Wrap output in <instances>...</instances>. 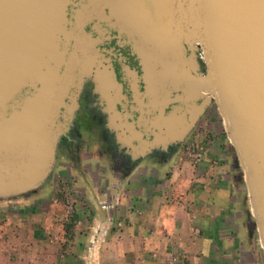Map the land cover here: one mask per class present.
Returning a JSON list of instances; mask_svg holds the SVG:
<instances>
[{
	"label": "water",
	"instance_id": "water-1",
	"mask_svg": "<svg viewBox=\"0 0 264 264\" xmlns=\"http://www.w3.org/2000/svg\"><path fill=\"white\" fill-rule=\"evenodd\" d=\"M121 4L139 19L138 31L133 21L122 30L143 69L138 121L94 36L100 22L121 30L111 24ZM107 6L116 15L100 21ZM188 49L204 53L206 74L187 60ZM88 81L101 96L107 127L137 157L178 138L172 122L180 117L165 113L171 103L211 94L184 130L217 106L264 250V0H0V200L29 196L50 178ZM193 88L197 97L188 101ZM137 145L145 146L140 155Z\"/></svg>",
	"mask_w": 264,
	"mask_h": 264
},
{
	"label": "crops",
	"instance_id": "crops-1",
	"mask_svg": "<svg viewBox=\"0 0 264 264\" xmlns=\"http://www.w3.org/2000/svg\"><path fill=\"white\" fill-rule=\"evenodd\" d=\"M214 128L202 165L177 158L127 174L118 164L113 170V153L93 136L80 161L62 163L82 187V215L92 216L61 243L53 205L43 213L41 197L18 201L15 223L0 222L18 235L0 240V264H264L238 171L228 162L232 146ZM14 206H0V215Z\"/></svg>",
	"mask_w": 264,
	"mask_h": 264
},
{
	"label": "flooded vegetation",
	"instance_id": "flooded-vegetation-1",
	"mask_svg": "<svg viewBox=\"0 0 264 264\" xmlns=\"http://www.w3.org/2000/svg\"><path fill=\"white\" fill-rule=\"evenodd\" d=\"M101 30L95 32V37L100 38V48L103 50L105 57L110 60L111 65L114 68L116 77L123 84L124 93L129 98V108L130 113L134 115V120L138 121L141 111H142V97L145 93L144 82L142 80L143 69L140 64L138 56L133 50V46L129 41L127 35L120 29L110 28L106 23L102 22ZM101 33L104 36H101ZM187 58L193 59L199 64L200 72L206 74L207 67L202 58L201 50L193 52L188 49ZM128 76V77H127ZM131 76V77H130ZM136 83V85H134ZM139 89L137 90V88ZM177 94L174 95V99ZM101 96L96 92V86L93 81H88L84 85L82 93L80 95L79 104L80 108L76 113V118L72 122L68 134L62 137L60 145L58 147L57 157L61 155H66L70 158L80 161V153L89 142L83 137V131L85 128L97 127L100 130V138L102 143L106 144L108 151L113 153L114 164L113 170H115L116 164L121 167L123 174H127L134 166L144 162L153 163H164L172 160L174 157L178 156L182 152L184 144L187 142L192 133L196 130L200 120L192 126L189 130H184L186 125H191L192 119L195 113H191V106H200L204 103L205 99H198L192 101L189 106L188 104L173 102L165 110L166 115H171L177 113L178 116L182 117L185 114V118L180 120L179 123L172 122L173 127L176 126L174 133L179 132L178 138L173 140L167 147L160 146L147 152L144 156H136V152L133 150H128L120 144V138L118 134L111 131L107 127L108 115L104 112V106L101 104ZM138 101V103H137ZM147 100H145V103ZM132 106L137 107L139 110L132 111ZM212 104L207 107L206 111L202 115V118L208 113ZM122 110V107L119 106ZM141 110V111H140ZM159 112L156 113L158 115ZM91 116L88 124H84L83 117ZM80 121V122H79ZM176 124V125H175ZM90 126V127H89ZM87 128V129H88ZM181 130V131H180ZM126 136L135 137V133L127 128ZM97 137V135H92L91 137ZM98 138V137H97ZM147 136H145V139ZM154 140V136L150 137V141ZM148 141V140H147ZM145 140V143L147 142ZM140 155V151L145 146L137 145Z\"/></svg>",
	"mask_w": 264,
	"mask_h": 264
},
{
	"label": "rangeland",
	"instance_id": "rangeland-1",
	"mask_svg": "<svg viewBox=\"0 0 264 264\" xmlns=\"http://www.w3.org/2000/svg\"><path fill=\"white\" fill-rule=\"evenodd\" d=\"M90 118L91 116L85 115L83 117L84 124H88L90 122ZM214 127L220 129L221 137L223 138V140L230 142L226 133L224 119L220 115L217 106L215 104H212L208 113L203 118H201L196 130L192 133L187 142L184 144L181 154L174 157L173 159L179 158L185 160L194 167L202 165L206 161V158L209 154L208 145L210 141V136L208 134H210L211 132L213 133V131H217ZM87 128L82 130L83 137L85 140L94 141L96 140V138L91 136L97 135V140L99 142H102V140L99 139L100 130L97 127L88 129ZM231 146V148H228L231 150V157L229 156L230 160L228 162L233 163L234 167L238 171V174L236 175V184L241 185L243 188L242 204H244L245 202V206L248 208L250 214L249 217L251 223L249 225V230L251 232V236L255 238V242L258 244V247L260 249V247H262V243L257 229H255L253 226L256 220L252 214L248 188L244 177V171L238 164L237 154L232 144ZM104 147H106V144H104ZM65 159L69 161V159L72 158L64 154L61 155L59 158L57 157V161L52 175L46 181V183L36 192L30 194L29 196H21L18 198L0 200V206L15 204L13 208L7 211V214L3 213L2 215H0V222L2 226L6 225L7 223H15V215H18V213H16V203L18 201L26 199V197L29 198V201L31 203L38 200L36 196L41 197L40 199H43L41 200L43 202H41L40 206L41 211H43V213L49 211V207L51 205L54 206L52 212L55 218V237L57 241H60L61 243H65L67 240H69V238H71L72 228L74 225H81L87 220L86 217L88 218L92 216L88 213L84 216L81 213V209H84L85 205H87L80 203L82 202V199L80 198L78 193L80 192V188L82 187L79 183L76 182L75 175L71 174L72 172H70L71 170H69L71 169V167L69 166V169H65L64 167H62V163L66 162ZM75 160L76 159H73L72 162H75ZM216 162H218V160ZM117 170L118 169L116 168V171ZM4 227L3 229H0V240L4 238L9 239L12 236H18L15 231L5 230Z\"/></svg>",
	"mask_w": 264,
	"mask_h": 264
},
{
	"label": "bare ground",
	"instance_id": "bare-ground-1",
	"mask_svg": "<svg viewBox=\"0 0 264 264\" xmlns=\"http://www.w3.org/2000/svg\"><path fill=\"white\" fill-rule=\"evenodd\" d=\"M114 1H116V0H114ZM115 6H117V5H115ZM117 7H119V6H117ZM107 8H108V11H107V13L106 14H102V15H100L99 16V20L101 21V20H105V21H108L109 19H111L112 17H110L109 15H111V14H115V13H113V11L111 10V8H109V6H107ZM120 8V11H119V15H120V17H118L119 15H116V17H114V18H112L113 20H112V22H111V24L112 25H119L120 27H121V31L123 30V29H126V27H127V22L128 21H133V23H132V27H133V29L135 30V31H138L137 29H139V25H136L137 24V20H139L134 14H132V12L130 11V9L125 5V4H121V7H119ZM131 14L132 16H130L129 14ZM126 23V24H125ZM102 24V22H100V23H98V26H100ZM110 25V24H109ZM128 25H130L129 23H128ZM102 28H99L98 30H101ZM133 30V31H134ZM127 31V30H126ZM129 31V30H128ZM132 30H130V32L132 33L133 32ZM123 32V31H122ZM127 35V34H126ZM101 36H104V34L103 33H101ZM127 37H128V35H127ZM101 38V37H100ZM100 38H98V40H99V42H101V39ZM129 38V41L131 42V38L130 37H128ZM142 39V38H141ZM198 45L199 44H193V46L194 47H198ZM180 53V52H179ZM153 56V52L152 51H150V61H151V57ZM202 58L203 59H205V55H204V53L202 54ZM187 60L190 62V63H194V60L193 59H189V58H187ZM188 68V67H187ZM146 69V68H145ZM148 71V70H147ZM185 72H189L187 69H185L184 70ZM128 77V76H127ZM131 77V76H130ZM134 85H136V83L134 84ZM194 87L196 86V83H194V85H193ZM203 95H204V99L206 98V97H211L212 95L211 94H208L207 92H201ZM197 90H196V88H193V89H191V91H190V98L189 99H187L188 101L189 100H194V98H196L197 97ZM192 102V101H191ZM190 102V103H191ZM162 103H168L167 102V100H166V98H163V100H162ZM190 103H188V106H189V104ZM142 105H143V103H142ZM142 108H143V106H142ZM191 113H195V115H194V117L196 116V114H197V112H198V107L197 106H191ZM178 115V114H177ZM182 116H183V118H185V114H182ZM180 117V116H179ZM193 117V118H194ZM182 117H180V118H177V119H175L174 120V123H179V122H181L180 120H182L183 119ZM175 124V125H176Z\"/></svg>",
	"mask_w": 264,
	"mask_h": 264
}]
</instances>
